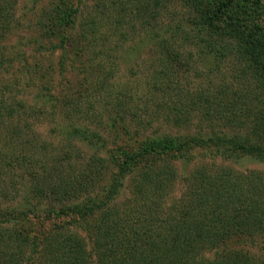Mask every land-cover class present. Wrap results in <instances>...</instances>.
Returning <instances> with one entry per match:
<instances>
[{
  "label": "trees",
  "instance_id": "1",
  "mask_svg": "<svg viewBox=\"0 0 264 264\" xmlns=\"http://www.w3.org/2000/svg\"><path fill=\"white\" fill-rule=\"evenodd\" d=\"M263 2L93 0V15L73 19L58 2L45 10L32 51L42 56L58 33L61 41L94 46V67H75L80 55L70 60L64 49L58 73L79 76L76 88L58 83L53 94V78L38 75L40 67L26 59L1 86L10 93L18 75L33 74L43 84L35 86L37 98L46 99L26 106L0 95V130L8 122L0 185L22 191L14 205L0 208V264H264V22L256 14ZM15 5L0 0V40L14 27ZM170 5L185 12L177 17ZM127 42L120 54L144 49L155 62L135 101L112 88V72L99 60L109 61ZM17 55L0 49V65H9L0 76ZM199 77L204 85L185 88ZM46 109L62 120L63 146L51 156L28 138V122L21 126ZM157 120L170 131H150ZM101 133L115 148H106ZM78 139L94 152L78 150ZM243 158L262 169H235ZM42 217L51 220L48 229L33 237L27 225ZM233 238L260 253L227 250Z\"/></svg>",
  "mask_w": 264,
  "mask_h": 264
},
{
  "label": "rangeland",
  "instance_id": "2",
  "mask_svg": "<svg viewBox=\"0 0 264 264\" xmlns=\"http://www.w3.org/2000/svg\"><path fill=\"white\" fill-rule=\"evenodd\" d=\"M58 2L60 9L63 10L64 14H67L69 16V19L75 18L77 12H82V17L90 13L91 15L94 14L92 11L93 7V0H16L15 5V17L16 22L14 24L13 29L9 32V34L4 38L0 40V49L5 54H13L17 55L16 60L12 63L14 65L13 69L9 68L8 74H3L0 76V95L3 98L4 94L1 91V86L6 84L7 78L10 79V76L13 74L15 69H18L22 67L23 65V59L27 60V64L30 66L36 65L38 68L40 67L39 71H37V74L40 76H51L52 83L51 88L54 89L55 85L60 83L62 85V89L66 88V86L70 87L71 89L77 87V81L81 80V78H78L77 75H71L70 72H66L67 75L63 74L61 75V78L59 76V69L57 65L59 52H62V50H66L68 52V56L70 60L73 58V53H78L80 57L75 62V67H80L79 63H89L94 67V46L86 47L77 45L76 43H72L71 41H61V37L56 33L52 39L47 41L44 40V43H46V49L41 50V53L38 54V52L32 51L36 45H34V41L38 38V33H40V29L36 24V21L40 17V15L45 10H51L52 7H54V3ZM264 4V2H263ZM262 4V5H263ZM167 10L168 12H179L183 14L185 12L184 8H180L179 6H172L170 5ZM258 14V18H261L264 22V5L262 9H258L256 12ZM78 16V15H77ZM181 16L180 14L177 15V17ZM176 17V18H177ZM169 17H166L164 20L165 23L168 22ZM76 20V19H75ZM162 20V19H161ZM261 22V21H260ZM104 29H108V27H104ZM72 35H74V31H71ZM59 38V39H58ZM71 43V45L67 44ZM138 42L133 43V47L135 48V45ZM127 43L118 44L116 47H114V52L111 51L109 53H112V57L109 58V61H105L103 56L99 58L101 62H104V69L112 72V76L110 78V81H108L109 84H113V89L116 90H122L127 92V100L129 98H132L134 101L138 100L139 97L143 94L146 86H147V78L150 77L152 67L154 66V60L153 57L149 56L147 53H145L144 49H140L139 53H131L130 56H127L125 54L122 55L120 52H122L125 48H127ZM132 44V43H130ZM58 46V47H57ZM112 45L107 44V47L109 48ZM57 47V49H56ZM8 56V55H7ZM9 59V58H8ZM10 60L13 61V59L10 58ZM7 62V61H6ZM11 64V65H12ZM9 65L5 63V65H0V72L1 70L8 69ZM26 70V69H25ZM76 73V71H74ZM78 74H82L81 72H78ZM1 75V74H0ZM18 75L16 80V86L12 89L10 93L6 92L7 94H4V97L7 96L13 97V95L16 97V100L20 102L21 104H26V106L33 105L34 101H44L46 99L45 96H40L37 98V95L35 94V86L37 88L40 87V80L33 79L31 80L30 77H34L33 74L30 76L27 75ZM7 77V78H6ZM6 80V81H5ZM68 81V83H66ZM200 84L201 86L204 85L203 82H201V77L196 78V82L194 83V80L190 81L189 83L184 82V86L186 89L193 88L196 84ZM58 88L55 90H51L53 94L55 92H58L60 90L59 86L56 85ZM43 90V89H42ZM40 89V94L42 92ZM62 91V90H61ZM75 91V89H74ZM8 97V99H9ZM14 98V97H13ZM36 98V100H35ZM12 101V100H11ZM92 101V99H91ZM93 102H94V96H93ZM107 100L103 101L101 104L97 103V108L99 109L102 104L106 103ZM139 105V104H137ZM34 119L32 120H26L21 121V126L25 124V122H28V128L29 130H26L27 127H25V132L28 135V138H34L33 141H36L40 144L46 145L45 152L46 154L49 153V151L54 152L51 154H48L49 156L55 155L59 152V149L63 146V144L60 141V137L58 135V126L60 121L55 115L52 117L50 109H46L43 111V113H37L34 115ZM25 117V116H24ZM23 119V118H21ZM7 119H5L6 121ZM161 120V119H159ZM154 121L153 127L149 129L150 131H153L155 129H159L160 132L163 131H170L169 128L166 126L164 122L161 121ZM20 121V120H19ZM10 122V121H9ZM15 124V122H12ZM79 124H91V122L87 121H78ZM8 126L7 124H3L1 126L0 130V137L2 134L5 133V128ZM20 126V127H21ZM193 129V128H192ZM182 130L180 129L179 132ZM102 134V133H101ZM102 136L106 139L108 143V147L106 144V148L113 149L115 148L114 145L111 144L113 141L111 139V135L109 134H102ZM73 145L78 148V150L82 151L83 154L89 156L94 152V145H89L86 142L82 140H74ZM100 154H105L106 149H101L99 151ZM232 166L235 169L239 170H250V169H262V166L256 162H253L252 160L248 158H243L237 163H232ZM12 174H17L12 172ZM7 179V177H5ZM8 181V179H7ZM18 188L21 189L20 185H17ZM6 189L3 190V189ZM3 191H5V195ZM20 194H22V191L17 192L15 187L10 188L6 187L4 184L2 186V183L0 185V208H7L15 204V200H18ZM57 220V219H56ZM51 220H46L45 217H42L40 219H33L32 224L29 223V226L27 225V229L29 231V234L33 237H39V235L46 232L48 229V224H50ZM227 250H241L244 252L249 253H257L260 250V246L257 245H248L242 239H236L233 238L231 240H228L226 243ZM264 252V249L262 250ZM260 253V252H258Z\"/></svg>",
  "mask_w": 264,
  "mask_h": 264
}]
</instances>
